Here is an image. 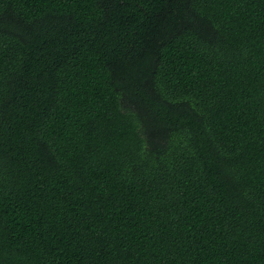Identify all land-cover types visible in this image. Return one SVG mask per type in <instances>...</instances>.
I'll return each instance as SVG.
<instances>
[{
	"label": "trees",
	"instance_id": "trees-1",
	"mask_svg": "<svg viewBox=\"0 0 264 264\" xmlns=\"http://www.w3.org/2000/svg\"><path fill=\"white\" fill-rule=\"evenodd\" d=\"M0 264H264V0H0Z\"/></svg>",
	"mask_w": 264,
	"mask_h": 264
}]
</instances>
